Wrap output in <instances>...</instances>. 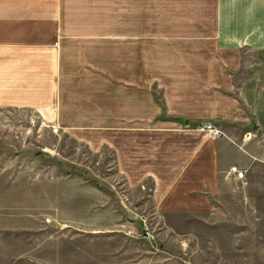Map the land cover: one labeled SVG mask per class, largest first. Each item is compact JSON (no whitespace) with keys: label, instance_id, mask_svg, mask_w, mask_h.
I'll use <instances>...</instances> for the list:
<instances>
[{"label":"rangeland","instance_id":"rangeland-1","mask_svg":"<svg viewBox=\"0 0 264 264\" xmlns=\"http://www.w3.org/2000/svg\"><path fill=\"white\" fill-rule=\"evenodd\" d=\"M61 2L66 24L53 46L63 106L52 115L0 106V264H264V247H197L194 226L177 234L185 224L154 213L155 181L142 177L176 172L136 160L153 140L164 152L162 134L185 129L182 117L195 127L214 123L209 111L232 115L236 89L210 88L240 85L232 66L249 57L217 50L215 0ZM59 178L74 182L54 191L62 210L46 191L36 210L34 185Z\"/></svg>","mask_w":264,"mask_h":264},{"label":"crops","instance_id":"crops-1","mask_svg":"<svg viewBox=\"0 0 264 264\" xmlns=\"http://www.w3.org/2000/svg\"><path fill=\"white\" fill-rule=\"evenodd\" d=\"M63 5L61 0H0V106L41 109L44 115L63 106L60 52L53 46L64 33ZM214 31L218 51L249 57L243 67L232 66L242 70L240 85L210 88L219 94L232 87L237 91L238 99L225 105L226 112H232L225 116L228 119L209 111L224 135L209 137L198 129L205 121L194 127L192 117H182L184 131L162 134L164 152L153 140L151 151L144 149L136 160L168 165L169 172H176L165 179L161 171L144 169L142 177L155 181L154 213L185 224L186 230L177 234L189 236L194 226L203 236L197 247H264V0H215ZM247 133L251 137L245 138ZM177 140L174 153L171 141ZM163 155L166 158L161 159ZM235 169L244 170L243 179L235 177ZM69 185L74 186L73 180H39L30 193L35 194V209L44 208L46 191L50 208L62 210L54 191ZM8 188L28 193L19 182ZM45 208L49 210V205ZM17 209L21 210L20 204ZM68 211L76 216L78 209L73 205Z\"/></svg>","mask_w":264,"mask_h":264},{"label":"built area","instance_id":"built-area-1","mask_svg":"<svg viewBox=\"0 0 264 264\" xmlns=\"http://www.w3.org/2000/svg\"><path fill=\"white\" fill-rule=\"evenodd\" d=\"M200 131L204 132V134L208 135L212 138H219L224 135L223 131L216 127L212 121H205L200 125L198 128ZM251 137L250 133L245 134V138ZM235 177L239 179H243L244 177V170L242 169H235Z\"/></svg>","mask_w":264,"mask_h":264},{"label":"water","instance_id":"water-1","mask_svg":"<svg viewBox=\"0 0 264 264\" xmlns=\"http://www.w3.org/2000/svg\"><path fill=\"white\" fill-rule=\"evenodd\" d=\"M185 122H187V121H185Z\"/></svg>","mask_w":264,"mask_h":264}]
</instances>
